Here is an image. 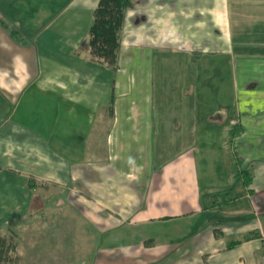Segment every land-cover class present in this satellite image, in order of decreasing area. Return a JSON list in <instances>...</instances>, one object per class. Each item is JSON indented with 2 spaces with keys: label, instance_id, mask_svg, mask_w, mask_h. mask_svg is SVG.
I'll use <instances>...</instances> for the list:
<instances>
[{
  "label": "crops",
  "instance_id": "0c3cea01",
  "mask_svg": "<svg viewBox=\"0 0 264 264\" xmlns=\"http://www.w3.org/2000/svg\"><path fill=\"white\" fill-rule=\"evenodd\" d=\"M99 2L0 0V264H264V0Z\"/></svg>",
  "mask_w": 264,
  "mask_h": 264
},
{
  "label": "trees",
  "instance_id": "16d2710c",
  "mask_svg": "<svg viewBox=\"0 0 264 264\" xmlns=\"http://www.w3.org/2000/svg\"><path fill=\"white\" fill-rule=\"evenodd\" d=\"M131 4L132 0H100L94 12V23L90 30L89 39L90 49L97 59L107 61L110 65L116 64L120 50V40L125 15ZM11 34L14 38L19 40L20 37L16 31H11ZM242 132V127L240 126L235 125L230 128V141L226 142V145L231 147L233 140L241 135ZM238 175L244 179L243 183L246 187L251 185L252 176L248 170H241ZM215 235L217 238H220L222 232L216 230ZM257 237L258 232L255 231L251 236L247 237L246 240L249 241ZM240 243L241 242L232 243L228 248L231 249Z\"/></svg>",
  "mask_w": 264,
  "mask_h": 264
},
{
  "label": "rangeland",
  "instance_id": "374dc122",
  "mask_svg": "<svg viewBox=\"0 0 264 264\" xmlns=\"http://www.w3.org/2000/svg\"><path fill=\"white\" fill-rule=\"evenodd\" d=\"M236 172V171H235ZM58 244H61L60 246H64V245H66L67 243H58ZM81 245H84V243H80ZM76 245H78V243L76 244ZM56 258H51V257H49V256H45L42 260H43V264H51L54 260H55ZM13 260V259H12ZM28 260V262L30 261V259L28 258L27 259ZM60 260V262L62 263V262H64L65 260H67V259H65V258H63V259H59Z\"/></svg>",
  "mask_w": 264,
  "mask_h": 264
}]
</instances>
